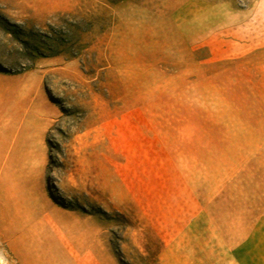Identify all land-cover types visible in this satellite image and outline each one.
<instances>
[{"label": "rangeland", "instance_id": "374dc122", "mask_svg": "<svg viewBox=\"0 0 264 264\" xmlns=\"http://www.w3.org/2000/svg\"><path fill=\"white\" fill-rule=\"evenodd\" d=\"M0 74V264L19 210L82 264H264V0H0Z\"/></svg>", "mask_w": 264, "mask_h": 264}, {"label": "crops", "instance_id": "0c3cea01", "mask_svg": "<svg viewBox=\"0 0 264 264\" xmlns=\"http://www.w3.org/2000/svg\"><path fill=\"white\" fill-rule=\"evenodd\" d=\"M6 92H8L7 99L4 94ZM12 92V87L2 88L0 83V101L4 103L6 100L3 109H0V160L5 161L23 160L33 156V153L28 151V147L32 146L34 141L35 126L33 109L28 108L31 97L18 96ZM15 216L18 226L17 240L23 242V249L21 244L16 243V239L10 241L9 247L19 257L25 254L35 255L38 257L37 260H40V264H82L81 259L73 258L72 254L63 248L58 233H49L44 237L39 231L25 232L26 212L19 210Z\"/></svg>", "mask_w": 264, "mask_h": 264}]
</instances>
